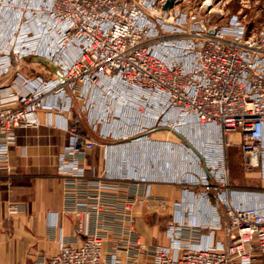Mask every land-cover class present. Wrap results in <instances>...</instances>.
I'll use <instances>...</instances> for the list:
<instances>
[{
	"label": "built area",
	"instance_id": "built-area-1",
	"mask_svg": "<svg viewBox=\"0 0 264 264\" xmlns=\"http://www.w3.org/2000/svg\"><path fill=\"white\" fill-rule=\"evenodd\" d=\"M164 1L0 0V10L6 5L22 17L9 28L10 41L0 43V76L30 55L45 57L61 68L55 78L14 73L11 90L0 94V158L6 161L17 127L39 125V108L68 109L74 97L90 110L94 100H114L124 92L125 105L136 106L140 114L144 108L143 130L167 127L186 137L187 127L198 126L216 133L207 142L218 148V154L204 156V170L188 182L201 186L222 205L229 241H190L201 226L185 224L174 202L176 213L166 227L169 242L151 247L133 235L131 226L133 209L147 198L148 189L143 194L116 195L125 186L121 181L130 177L107 172L102 179L89 180L93 189L73 202L75 229L84 236L81 243L62 242L44 262L25 264H122L121 253L126 264H251L256 253L264 252V201L248 204L237 196L225 152V134L237 131L240 166L246 171L258 168L264 176V20L252 32L238 14L219 26H205L193 12L177 9V0L162 9ZM68 52L73 53L70 60L60 57ZM98 116L99 121L105 117ZM64 126L69 133L64 155L71 158L64 163L61 156L60 169L77 179L68 184L76 190L84 178L82 156L96 141L82 133L77 118ZM110 190L116 193L105 197ZM17 212V207L9 208L10 214ZM93 217L111 219L115 230L113 252L106 261L108 229L92 230Z\"/></svg>",
	"mask_w": 264,
	"mask_h": 264
},
{
	"label": "crops",
	"instance_id": "crops-1",
	"mask_svg": "<svg viewBox=\"0 0 264 264\" xmlns=\"http://www.w3.org/2000/svg\"><path fill=\"white\" fill-rule=\"evenodd\" d=\"M20 18V12L11 11L6 5L1 7L0 43L10 41L8 30ZM72 54L68 52L60 57L70 60ZM55 67L56 71H52L42 63L28 62L17 71L30 78H55L61 74V68ZM15 81L13 74L0 85V94L10 91ZM119 94L114 100L109 97L101 102L94 100L92 104L95 106L90 110L84 107L82 100L71 97L72 105L68 109L39 108L36 112L39 125L15 129V139L8 147L6 161L0 158V264H25L32 260L42 263L57 251L60 243L80 244L84 236L75 229L73 202L84 199L85 193L93 189L87 184L89 180L102 179L107 172L113 175L122 172L130 178L121 181L125 186L117 190L118 193L110 190L104 192L105 197L112 196V193L143 194L148 189L147 198L142 203L163 200L168 208L167 212H158L169 215L164 230L176 213L175 202L184 214L185 224L201 226L199 233L188 238L190 241L195 244L210 241L227 244L230 229L222 205L216 204L201 186L188 182L192 175L204 170V156L209 159L218 154V148L207 142L216 133H207L198 126L187 127L186 137L167 127L143 130L144 108L140 107V114L134 109L136 106L125 105L127 94ZM99 113L105 115L101 121L97 120ZM75 118L80 122L82 133L94 139L96 145L82 156L80 164L84 178L78 180V189L71 190L68 184L77 179L60 169V157L63 156L64 163H69L71 156L64 155L69 142L64 122ZM225 141L227 156L236 146L240 153L237 131L227 132ZM229 181L237 196L246 203L259 205L264 201V176L258 168L234 174L229 172ZM11 206L17 207L18 212L10 214ZM137 214L133 210V235L143 241L144 237L150 239L148 245L151 247L169 242L166 231L160 237L154 226L144 228L143 218ZM110 220L93 217L90 221L92 230H99L100 226L108 229L105 232L104 261L114 247L115 230ZM118 256L122 264H126L127 257L122 253ZM251 264H264V252L256 253Z\"/></svg>",
	"mask_w": 264,
	"mask_h": 264
},
{
	"label": "rangeland",
	"instance_id": "rangeland-1",
	"mask_svg": "<svg viewBox=\"0 0 264 264\" xmlns=\"http://www.w3.org/2000/svg\"><path fill=\"white\" fill-rule=\"evenodd\" d=\"M176 8L193 12L205 26H219L225 23L230 15L238 14L248 32L256 31L264 20V0H177ZM237 147L227 156L229 172L233 174L246 171L240 166L241 152L239 153ZM143 204L136 205L133 210L143 218L144 228L150 229L154 226L156 234L161 237L163 231H166L164 229L169 215L158 212H167L166 204L162 206L158 201ZM143 239L145 241L140 238L146 244L150 243V239Z\"/></svg>",
	"mask_w": 264,
	"mask_h": 264
},
{
	"label": "water",
	"instance_id": "water-1",
	"mask_svg": "<svg viewBox=\"0 0 264 264\" xmlns=\"http://www.w3.org/2000/svg\"><path fill=\"white\" fill-rule=\"evenodd\" d=\"M174 2H175L174 0H165L164 3L161 5V8L168 9L173 6ZM28 62H39L47 66L50 70L56 71V67L51 60L42 56L30 55L15 61L12 64V66L9 68V70H7L4 74L0 76V85L5 83L7 80H9L21 66H23Z\"/></svg>",
	"mask_w": 264,
	"mask_h": 264
}]
</instances>
